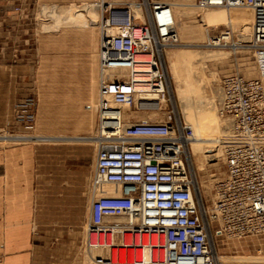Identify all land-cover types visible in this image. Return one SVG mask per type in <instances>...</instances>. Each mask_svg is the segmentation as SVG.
Here are the masks:
<instances>
[{"label": "built area", "instance_id": "2783aa9c", "mask_svg": "<svg viewBox=\"0 0 264 264\" xmlns=\"http://www.w3.org/2000/svg\"><path fill=\"white\" fill-rule=\"evenodd\" d=\"M113 2L102 1L92 136L91 185L97 194L88 220V250L93 254L106 247L113 231L107 218L123 216L120 224L132 242L123 235V244L110 245L109 258L96 254L95 259L117 260L120 255L112 247L124 246L127 260L136 264L148 263L137 256L138 248L150 249L155 264H217L219 239L225 238L259 239L264 251V0H197L202 8L244 5L253 11L246 45L257 74L246 77L233 70L220 80L218 109L230 122L234 141L224 146L226 176L214 182L211 204L193 181L195 132L179 110L165 62L166 48L181 41L173 8L142 0L144 19L138 20L127 1ZM220 33L205 45H215ZM107 183L114 185L113 193L105 192Z\"/></svg>", "mask_w": 264, "mask_h": 264}, {"label": "rangeland", "instance_id": "374dc122", "mask_svg": "<svg viewBox=\"0 0 264 264\" xmlns=\"http://www.w3.org/2000/svg\"><path fill=\"white\" fill-rule=\"evenodd\" d=\"M102 1L0 0L3 5L13 6L12 20L15 21L13 30H6L0 37L2 41L5 40L0 42V50L13 48L10 58L4 55L0 58V68L4 70L0 76V180L3 185L0 195L6 190V179L11 175L13 165L14 169L18 168L15 165H19L25 183L32 180L34 184L35 181L37 204L45 208L47 224L67 232L70 230L73 237L79 234L75 251L79 264H136L131 257L127 260L128 248L124 246L112 247L120 257L111 262L99 261L94 256L101 254L109 258L112 244L97 247L92 250L93 254L87 248L85 225L93 197L91 175L96 156L92 138L96 128L93 105L99 96ZM163 1L194 3V0ZM92 4H97V8L90 11L88 6ZM193 6H179L183 10L179 29L184 39L202 41L186 42L181 38L179 44L166 48L165 62L170 81L173 77L176 81L184 79L187 82V89H190L185 93H182L185 90L177 91V104L187 122L193 123L195 130L201 133L205 125L203 122H210L216 128L211 117L215 115L218 119L219 81L223 75L238 70L246 77H252L256 72L253 52L249 47L234 50L231 45H204V28L212 22V15L198 13L191 8ZM241 6L231 9L233 23L217 25L214 20L213 25L209 26L210 34L214 35L230 26L235 31L233 42L239 45L248 42L253 11ZM136 11L139 12V9ZM89 35L91 39L94 37V44L89 47L86 44V51L91 54L93 47L96 59L93 63L90 59L91 63L86 62L85 55L84 62H76L75 46L81 45L80 52L85 51L83 45ZM185 48L197 49L186 52L188 49ZM18 65L20 70H15ZM12 76L13 81L10 82L8 77ZM172 84L175 88V84ZM96 86L98 96L94 100ZM200 101L208 102V105L200 113L193 114L192 107ZM155 114L151 113L150 116ZM139 115L144 116L145 111H139ZM46 137L50 139L44 140ZM218 145L207 144L193 151V170L206 204L212 203L214 182L226 176L224 156L221 149L218 151ZM3 215L0 213V222L4 220ZM101 237L104 238V235ZM7 238L11 236L7 234ZM109 238L112 242L111 235ZM143 238L148 240V235ZM225 239H219L217 264H264L261 240L251 237ZM126 241L131 243L132 235H127ZM3 243L4 236L0 234V258L6 254ZM113 244H121V241H114ZM135 251L138 257L144 256L148 262L146 264H155L150 262V249L142 252L138 248Z\"/></svg>", "mask_w": 264, "mask_h": 264}, {"label": "crops", "instance_id": "0c3cea01", "mask_svg": "<svg viewBox=\"0 0 264 264\" xmlns=\"http://www.w3.org/2000/svg\"><path fill=\"white\" fill-rule=\"evenodd\" d=\"M0 3V37H2L1 34L3 35L6 30L9 32L13 30L15 21L12 20L13 6ZM1 41L2 39H0ZM86 44L88 47L93 45L94 37L91 39L89 35L88 40L86 38L83 45L85 51L80 52L81 45L75 46L76 62L77 60L84 62L85 55L86 62L91 63L92 61L93 63L96 59L93 47L89 54L86 51L88 49ZM12 49V46L1 49L0 58L3 55L6 56L5 58H10ZM79 55L81 56L79 57ZM15 70H20L19 65ZM2 74H4V70L0 68V76ZM13 77H8V80L13 81ZM97 87L94 100L99 95H97ZM95 113L97 125V112ZM15 166L19 168V165ZM18 168L14 169L13 165L11 175L6 179V190L2 191L3 194L0 195V213L4 214V220L0 222V234L4 236L3 249L6 252L4 257L0 258V264H68L71 260L70 264H79L78 254H75L79 234L73 237L70 230L67 232L47 224L44 217L45 208L42 209L41 205L37 204L35 181L34 184L31 182L32 180L25 183ZM0 187H3L1 180ZM7 234L11 238H7Z\"/></svg>", "mask_w": 264, "mask_h": 264}, {"label": "bare ground", "instance_id": "6f19581e", "mask_svg": "<svg viewBox=\"0 0 264 264\" xmlns=\"http://www.w3.org/2000/svg\"><path fill=\"white\" fill-rule=\"evenodd\" d=\"M102 1V0H101ZM141 1L142 0H139L138 3H129L130 5V8L135 12V14L137 15V19L138 20H143L144 19V14H143V11H142V8H141ZM153 1H162V2H167V1H163V0H153ZM172 8H173V11H174V14H175V17H176V29L179 33V36L180 38H182L184 41L186 42H193V41H196V40H187V39H184V36L182 34V32L180 31L179 29V18L180 16H182L183 14V10L180 9L179 6H191V5H194L193 7L191 8H195L198 13H209L211 14L212 16V22L210 24H206V26L208 27H205V31H204V37L205 39H213V36L210 34V29H209V26L210 25H213V22L214 20L216 21V24L219 25V24H225V23H233V19H232V8H229L227 6H210V7H207V8H202L198 5V2L197 0H194V3H191V2H178V3H172V2H168ZM97 4H92L90 6H88L89 10L93 11V10H96V7ZM100 6H102V3L100 4ZM237 7V6H236ZM242 7V6H240ZM103 9V7H101ZM235 8V7H233ZM101 9V10H102ZM139 9V12H137L136 10ZM89 10H85L86 12L89 11ZM186 10V9H185ZM252 10V9H251ZM121 14L120 12H114L112 11V15L114 14ZM102 18H101V21L102 22V19L104 18V14L101 15ZM220 22V23H219ZM227 27V26H226ZM222 31V30H221ZM251 35H252V31L250 33V35L248 36V42L251 41ZM235 31H232V28H230V30H227L225 29L224 31H222L220 34H218V38H216V41H215V47H222V46H226L228 44V42H230V45H231V48H233L234 50H237L238 47H248L246 44L248 42H245L243 45H239V43H236V42H233L234 39H235ZM204 39V45H205V40ZM225 41V42H222V41ZM197 41H202V40H197ZM198 42V43H199ZM186 46V45H185ZM213 48V47H212ZM185 49H188L186 50V52H194L196 50H193V49H197V48H185ZM232 49V50H233ZM168 51V49L166 50ZM254 70L257 74V70H256V65L254 63ZM172 78V81L171 83L173 82L175 84V88H173V91H174V94H175V100H176V103H177V91L179 90H185L183 91L182 93H185L187 92L190 88L187 89V82L184 80V79H180L178 81H176V79H173ZM220 81H219V86H220ZM172 87H173V84H172ZM221 87V86H220ZM187 89V90H186ZM98 102V100H97ZM97 102L96 104H94V111L97 112ZM201 102H204V101H200L199 103H197L196 105H194L192 107V111H193V114H196V113H200L201 110L203 109L204 106L208 105V102L206 103H201ZM216 113H217V116H218V119H216L215 115H212L211 117V121L215 122L216 124V128L214 126V124L210 123V122H203L205 123V125L203 126L204 127V130L203 132L201 133H198L197 130H195V126L193 125V123H189L192 127H194V132H195V137L191 140V154H192V159L194 157L195 154H193V151H195V148L196 147H199V146H203V145H209V144H212V145H216L219 143L218 145V151L221 149L222 153L224 151V146L225 145H228V143L231 141H234L233 138L230 137V122L228 121V119L226 117H223L220 113H219V109L217 108L216 109ZM217 120H218V123H217ZM209 123V124H208ZM221 129H220V127ZM217 129V132L216 130ZM202 131V130H201ZM50 138H44V140H48ZM219 140V142H218ZM210 151H215V150H210ZM215 154H211L210 156H214ZM224 156V155H223ZM224 158V157H223ZM94 164H95V161H94ZM193 181L195 183V185H197V182H196V177H195V172L193 170ZM92 189H93V197L91 199V203H92V200L93 198L95 197V195L97 194V189L94 190L93 186H92ZM105 192L106 193H113L114 191V185L112 183H107L105 184ZM90 212H91V205H90V209H89V216H88V219H87V222H86V225H85V230H86V233L89 237L90 235V232L88 231V220H89V217H90ZM117 219L115 218H107V225L108 226H111L113 231L108 233V238H109V235H111V241L110 242V238H109V244L107 245H110V244H113L114 241H121V244H123V240H122V236L124 235L125 236V241H126V236L127 235H132L131 233L129 232H126V231H123V226L120 224L122 223L126 217H116ZM97 234L94 233V236H96ZM101 235H105L104 233H102ZM144 235H148V234H143ZM101 251V250H100ZM104 251V250H102ZM110 251V249H109ZM218 256L219 254L216 255V262L218 263Z\"/></svg>", "mask_w": 264, "mask_h": 264}]
</instances>
